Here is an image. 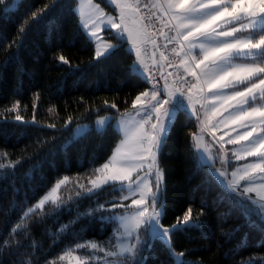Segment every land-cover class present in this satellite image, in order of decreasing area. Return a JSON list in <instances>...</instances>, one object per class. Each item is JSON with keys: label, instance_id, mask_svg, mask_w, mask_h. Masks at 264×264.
Here are the masks:
<instances>
[{"label": "snow or ice", "instance_id": "snow-or-ice-1", "mask_svg": "<svg viewBox=\"0 0 264 264\" xmlns=\"http://www.w3.org/2000/svg\"><path fill=\"white\" fill-rule=\"evenodd\" d=\"M20 2L0 0V5H4L0 13L10 17ZM69 9L78 18V30L94 45V59L104 62L127 44L129 53L136 55L132 71L149 87L132 101L134 111L119 113L116 125L121 136L119 143L108 160L92 170L96 176L89 180L92 187L83 193L77 192L78 197L86 195L89 199L103 194L105 201L97 200L61 225L59 233H50L55 242L70 232L74 224L88 217L110 225L111 236L107 241L77 239L75 246L64 250L59 259L76 253V259L86 264H147L149 257L145 253L154 256L153 248L159 241L168 254V261L162 264H190L184 259V252L175 251L172 236L177 231L200 228L201 224L191 207L171 226L163 223L166 208L161 197L163 170L159 167V155L177 124L194 118L202 133L203 117L220 109L224 118L215 127L227 121L239 122L241 130L234 129L236 135L227 143L236 145L230 150L233 160L245 162L237 164L228 178L226 167L213 168L217 157L205 148L196 157L197 165L206 167L208 183L220 188L218 198L227 201L230 209L239 211L250 228L261 233L262 239L257 243L264 247V0H71V3L51 0L40 8L39 14L30 11L33 22L28 29L21 28L24 33L21 40L33 27L56 28ZM164 28L174 35L165 33ZM157 32L164 38V49L173 45L170 52L179 57L178 61L170 60L160 50L155 38ZM19 46L22 47V42ZM156 52H160L161 61H168V67L178 64L183 72L177 69L165 75L164 63L155 60ZM14 59L13 56L7 61ZM59 60L69 63L63 55ZM149 60L152 66H148ZM157 63L159 67H155ZM186 76H191L194 82ZM169 77L173 79L170 81ZM208 102L211 107L206 106ZM18 107L17 101L8 111ZM108 107L117 108L114 103ZM111 119L108 116L98 119L96 130L104 132L111 127ZM15 120L24 122L20 115ZM87 131L86 126L78 127L77 135L83 136ZM194 139L203 137L198 134ZM3 155L6 154H0ZM248 157L255 159L248 160ZM219 160L222 165L233 162L223 145ZM19 163L17 159L6 165L0 159V173L6 167L14 169ZM101 173L102 177L96 175ZM8 174L14 173L5 175ZM238 175L244 183L237 180ZM68 180V176L58 178L35 205L23 211L22 221L44 212L46 203L61 208L64 201L54 194ZM22 226L18 224L13 231L18 232ZM236 231L239 227L227 238ZM80 235L76 233L77 237ZM246 246L247 241L242 238L238 247ZM31 247L35 250L37 245L33 243ZM27 264L32 261L28 260ZM241 264H264V255L250 254Z\"/></svg>", "mask_w": 264, "mask_h": 264}, {"label": "trees", "instance_id": "trees-1", "mask_svg": "<svg viewBox=\"0 0 264 264\" xmlns=\"http://www.w3.org/2000/svg\"><path fill=\"white\" fill-rule=\"evenodd\" d=\"M50 2L21 0L10 17L0 13V154H6L0 159L6 165L20 159L14 169L6 167L0 173V264H27L28 260L32 264H64L59 256L74 247L77 239H109L112 227L88 217L55 242L50 235L59 233L61 225L97 200L103 203V194L89 199L75 196L70 189L64 193L61 208L49 204L44 212L23 221L22 213L58 178L73 177L86 186L94 176V167L108 160L121 139L113 124L119 113L132 109V101L148 87L132 71L135 56L129 53L127 44L104 62L94 59V45L78 30V18L71 9L64 12L56 28L33 27L21 40V28L28 29L33 22L30 11L39 14L40 8ZM61 55L69 63L60 61ZM13 56L15 59L8 62L7 58ZM17 101L19 107L8 111ZM113 103L117 108L108 107ZM107 114L111 115L112 126L104 132L92 126L85 135L72 137L75 124H92L96 117ZM16 115L24 122L15 120ZM198 129L194 118L177 124L159 155L164 177L161 197L166 208L163 223L171 226L191 207L201 224L200 228L174 233L175 251L184 252L190 264H241L250 254L264 255V247L257 243L261 233L250 228L227 201L218 198L220 188L208 183L206 167H198L192 141ZM21 223L23 226L14 232ZM237 227L239 231L228 239ZM76 233L81 235L77 237ZM242 238L247 241L246 247H238ZM33 243L37 245L35 250ZM153 252L154 256L145 253L147 264L168 261L159 241Z\"/></svg>", "mask_w": 264, "mask_h": 264}, {"label": "rangeland", "instance_id": "rangeland-1", "mask_svg": "<svg viewBox=\"0 0 264 264\" xmlns=\"http://www.w3.org/2000/svg\"><path fill=\"white\" fill-rule=\"evenodd\" d=\"M85 10L87 11V6H86ZM105 11L107 12L108 9L105 8ZM112 14L114 15L115 12H112ZM127 48H128V45H127ZM133 54L135 56V60L133 62L132 68H133V66H134V64L136 62V55H135V53H133ZM193 92H195V90H193ZM205 92H206V90H205ZM206 106L207 107H211V102H208ZM196 107L200 108V104H197ZM129 111H131V109ZM222 112H223V109H220V111H218L215 114H212L211 112H209L206 117H203L205 119L204 131L202 133H200V129H198L195 133H193L192 141H193V148H194L196 157H197L199 152H201L205 148H207L213 155H215L217 157L216 160L213 162V168L214 169H220V168L226 167L227 171H228V178H231V172L234 170L235 166L237 164H242L245 161H234L233 160V158L231 157V151L230 150L233 147H236V145L228 144L227 141L230 138H232V137H234L236 135V132L233 131L234 129H237V130H241V129H239V122H232V121H227L225 124L220 125V127H218V128L215 127L216 123L219 120L224 118V116L221 115ZM224 115H226V114H224ZM103 116L111 117V115L107 114V115H102V116L96 117L92 124L88 123V122H80V123L75 124L73 126V129H72V137L73 138L80 137V136L77 135V128L78 127L86 126L88 131L90 130V128H92V126H93V128L96 129L97 128V123H96L97 120L100 119ZM118 118H116V120L113 123L115 128H116V125H117ZM257 131H259V129H257ZM198 134L202 135L203 139H194V136H197ZM253 135L255 136L256 133H253ZM118 143H119V141H118ZM221 145H223L224 151L227 153L228 159L229 160H233V162L231 164L222 165L220 163L219 155H220V147H221ZM253 159H255V158L248 157V160H253ZM257 174H259V173H257ZM96 175H99V176L102 177L103 174L101 173V174H96ZM95 178H96L95 175L92 176L91 178L88 179V181L86 183V186H84L85 185L84 184L83 187H81V183L78 184L77 180L75 178L69 177V180L66 181L64 185H61V188L58 190V192L56 194H54V196L58 195L62 199L63 196H64V193H67L66 190H70V189H71L70 191L72 192V194L76 193L75 196H77V192L83 193L86 188L92 187L91 183H89V180L90 179H95ZM237 180L240 183H244V181H240L239 180V175L237 176ZM53 185L49 189H51L53 187ZM163 185H164V177H163V182H162V185H161V193H162ZM73 187L75 189H73ZM252 195H255V194L253 193ZM37 201H35V203L33 205H35L37 203ZM49 204H51V203H46L45 206H47ZM100 255H102V254H100ZM62 261L64 262V264H86L85 261L76 259V253H73L72 256H65L64 260H62Z\"/></svg>", "mask_w": 264, "mask_h": 264}, {"label": "built area", "instance_id": "built-area-1", "mask_svg": "<svg viewBox=\"0 0 264 264\" xmlns=\"http://www.w3.org/2000/svg\"><path fill=\"white\" fill-rule=\"evenodd\" d=\"M144 11H147V10L144 9ZM157 14H159V13H157ZM159 27H160V25L157 24V28H159ZM163 30H164L165 33H167L169 35H174V32H170L168 28H164ZM155 38H156L157 44L161 46V49L160 50L164 52L165 56H167L170 60H175V61H178L179 60V57H177L175 53L170 52V49L172 48L173 45L169 44L168 45V49H164L163 48V44L165 43V41H164V38L159 35V32H157ZM148 47L151 48V45H148ZM178 51H179V48H178ZM155 60L158 61L159 63H164L165 68L163 69V71H164L165 75L168 72H175V71H177V69L181 73L183 72V67H181L180 65L177 64L174 67H168L167 66L168 65V61L167 60L161 61L160 60V52H156ZM159 63H157L155 65V67H159ZM148 66H152V61L151 60L148 61ZM172 79H173L172 77H169V80L170 81ZM186 79L189 80V81H193V79H192L191 76H186ZM160 83H161V86H162L163 85V81H161ZM148 87H149V85H148Z\"/></svg>", "mask_w": 264, "mask_h": 264}, {"label": "crops", "instance_id": "crops-1", "mask_svg": "<svg viewBox=\"0 0 264 264\" xmlns=\"http://www.w3.org/2000/svg\"><path fill=\"white\" fill-rule=\"evenodd\" d=\"M126 46H127V45H126ZM142 102H144V101H143V98H142ZM132 110L134 111V109H131V111H132ZM128 111H129V110H128ZM113 150H114V149H113ZM110 156H111V155H110Z\"/></svg>", "mask_w": 264, "mask_h": 264}]
</instances>
